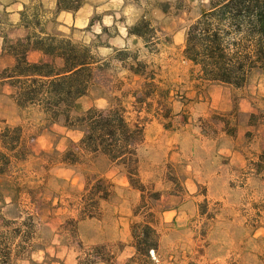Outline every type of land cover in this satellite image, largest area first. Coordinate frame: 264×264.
Wrapping results in <instances>:
<instances>
[{
	"label": "rangeland",
	"instance_id": "1",
	"mask_svg": "<svg viewBox=\"0 0 264 264\" xmlns=\"http://www.w3.org/2000/svg\"><path fill=\"white\" fill-rule=\"evenodd\" d=\"M86 1L89 8L93 7L90 21L86 24L83 18L76 26L59 21L57 11L48 7L50 0H46L47 6L42 2L48 13V30L92 44L105 58H110L115 48L139 51L142 58L161 66L162 76L173 91L172 118L162 120L140 113L142 119L146 115L148 118L139 151L140 177L149 194L156 193L149 202L160 234V248L152 251L153 264H264V98L256 101L255 112L245 114L238 108L239 91L231 95L232 110L215 109L212 85L198 87L197 68L184 57L187 27L208 0ZM144 17L173 41L160 53L148 55L143 40L128 33L127 27ZM0 18L4 22L0 24L1 72L15 60L3 51V36L22 37L27 29L21 25L23 28L16 30L2 7ZM30 58L43 59L35 52ZM257 71L251 74L256 76ZM140 84L141 79L112 60L102 82L76 101L72 114L93 106L108 109L116 98L123 99L126 94L123 101L135 117L128 92ZM14 93L10 84L0 86V133L7 124L21 125L29 156L15 163L7 176L0 177V195L7 202L2 210L11 218L25 209L36 213L41 222L35 249L16 257L14 264H79L80 244L89 248L100 243L109 244L117 262L124 264L135 253L131 225L142 220L135 216L142 193L103 155L85 154L76 165L62 162L63 153L79 142L83 133L67 127L64 119L48 121L37 108H19ZM252 114L259 117L245 146L248 169H240L230 163L226 151L222 153L231 150L222 137L225 131L235 136ZM88 176L111 180L115 189L108 200L101 202V216L81 220L75 229ZM222 176L225 180L218 179ZM14 181L26 185L19 190L32 192L33 204L26 193H22L20 206L12 203Z\"/></svg>",
	"mask_w": 264,
	"mask_h": 264
},
{
	"label": "trees",
	"instance_id": "2",
	"mask_svg": "<svg viewBox=\"0 0 264 264\" xmlns=\"http://www.w3.org/2000/svg\"><path fill=\"white\" fill-rule=\"evenodd\" d=\"M86 2L57 0V5L59 11L74 13ZM47 17L41 1L26 4L21 11L20 24L27 29V34L15 39L7 34L3 36V51L15 60L12 66L0 72V86L10 84L15 88L13 98L19 108H37L48 121L64 119L67 127L83 133L79 142L63 153L62 162L76 165L81 164L85 154L103 155L124 172L130 185L142 193L135 210V216H141L142 220L131 225L135 253L124 264H153L152 251L158 252L160 248V234L149 200L155 198L156 193L149 194L140 177L139 151L145 141L147 115L162 120L173 117L171 84L163 78L161 66L142 58L139 51L115 48L114 54L105 58L92 44L49 31ZM3 23L0 18V24ZM103 30L106 31V27ZM127 30L129 35L143 40L148 55L160 53L162 47L173 43L164 30L145 17ZM33 52L41 53L43 59L32 61ZM184 57L197 68L198 87L223 84L242 88L254 70L264 72V0H208V5L187 27ZM112 60L141 79L140 86L128 92L137 115L133 117L124 103L126 94L123 99L116 98L108 109L93 106L73 115L76 101L102 82ZM142 112L147 114L143 119ZM258 117L252 114L249 124L256 125ZM246 135L249 140L252 132ZM28 156L23 127L5 125L0 133V177L7 176L15 163ZM13 186L16 195L12 203L16 206L21 204L22 193L31 197L32 204L35 202L32 192L19 190L26 187L25 184L14 181ZM114 189L111 180L88 176L80 216L74 220L75 229L79 221L101 216V202L108 200ZM0 203V264H14L16 257L35 249L40 217L22 209L10 218L2 210L7 205L5 196L0 195ZM80 245L79 264H120L107 243L89 248Z\"/></svg>",
	"mask_w": 264,
	"mask_h": 264
},
{
	"label": "crops",
	"instance_id": "3",
	"mask_svg": "<svg viewBox=\"0 0 264 264\" xmlns=\"http://www.w3.org/2000/svg\"><path fill=\"white\" fill-rule=\"evenodd\" d=\"M32 0H0V7L8 12L10 21L14 24L16 30H21V11L26 4H29ZM51 4L48 5L52 10L57 11L58 20L63 21L67 25H77L79 20H86V24L90 21L91 14L93 13V7L89 3L86 4L77 12L58 11L57 0H50ZM43 4L47 6L46 0H42ZM53 16V14H51ZM66 18V20H62ZM39 53V52H35ZM40 54V53H39ZM212 91V107L222 111H229L234 108V101L231 95L241 91L238 99V108L240 111L247 113H253L256 109L257 100L264 98V72L258 70L257 74H251L246 85L241 88H234L232 86L214 84L211 87ZM225 94V95H222ZM254 125H250L249 122L240 125L236 135H230L228 133L223 134L222 142L227 144L231 150L224 149L222 153L227 152L226 155L230 156V163L236 165L240 169H248V159L246 158L245 146L248 143L247 132L251 131ZM232 147V148H231ZM226 148V147H225ZM220 180H225V176L219 177Z\"/></svg>",
	"mask_w": 264,
	"mask_h": 264
}]
</instances>
